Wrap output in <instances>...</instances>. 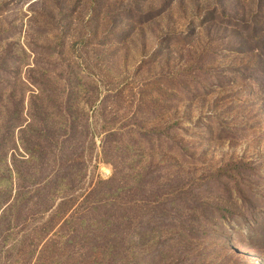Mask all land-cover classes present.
Returning a JSON list of instances; mask_svg holds the SVG:
<instances>
[{
  "label": "rangeland",
  "instance_id": "obj_1",
  "mask_svg": "<svg viewBox=\"0 0 264 264\" xmlns=\"http://www.w3.org/2000/svg\"><path fill=\"white\" fill-rule=\"evenodd\" d=\"M2 153L61 264H264V0H0Z\"/></svg>",
  "mask_w": 264,
  "mask_h": 264
},
{
  "label": "trees",
  "instance_id": "obj_2",
  "mask_svg": "<svg viewBox=\"0 0 264 264\" xmlns=\"http://www.w3.org/2000/svg\"><path fill=\"white\" fill-rule=\"evenodd\" d=\"M31 156L33 159L36 155L31 154ZM0 161L5 162V164L0 168L5 169V174L8 175V178L13 180V177L17 176L20 181L19 186H11L5 190L7 198L0 203V264H9L8 260L4 259H9L10 256L16 258L14 259V264H31L32 261H34L33 264H61L66 258L82 261V257L86 256L83 249L79 248L77 250H72L67 248V251L65 250L66 247L71 243L72 237H74L73 235L60 236L57 231L49 229V227H45L46 229L44 228V235L42 236L40 233L33 231L32 234L34 237L32 238V243L27 245L25 243V232H15V227L19 224V213L21 214V212H25L29 203L25 198L26 190L21 183L23 182L21 180V170L18 168L16 163L14 164V159L12 160V156L9 159V155L7 153H2L0 156ZM47 183L48 182L39 183L38 186L44 187V185ZM44 202L46 203V206L44 207V211H42V215H54L56 206L53 205V202ZM101 205L102 203L97 202L93 208H96V206L98 208ZM28 208L30 209V207ZM28 220V218H25L24 222H27ZM65 221L68 223L71 221V219L67 218ZM81 222L82 224L83 222L85 223V219L82 218ZM19 234L21 235L17 237L16 235ZM13 236L14 238H12ZM110 248L111 246L108 249ZM108 249H105L104 251ZM14 252L15 255H13ZM97 254V252L94 253V256L92 257L93 260H99L100 258H103L102 253L101 256ZM17 255H19L21 259L17 258ZM26 256H28L27 260H25ZM10 264H12V262Z\"/></svg>",
  "mask_w": 264,
  "mask_h": 264
}]
</instances>
